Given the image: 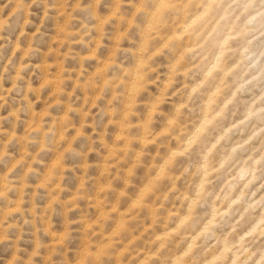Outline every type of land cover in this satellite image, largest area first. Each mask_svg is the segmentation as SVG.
Here are the masks:
<instances>
[{
	"label": "clouds",
	"instance_id": "obj_1",
	"mask_svg": "<svg viewBox=\"0 0 264 264\" xmlns=\"http://www.w3.org/2000/svg\"><path fill=\"white\" fill-rule=\"evenodd\" d=\"M0 264H264V0H0Z\"/></svg>",
	"mask_w": 264,
	"mask_h": 264
}]
</instances>
